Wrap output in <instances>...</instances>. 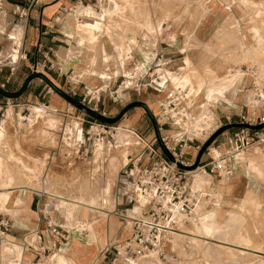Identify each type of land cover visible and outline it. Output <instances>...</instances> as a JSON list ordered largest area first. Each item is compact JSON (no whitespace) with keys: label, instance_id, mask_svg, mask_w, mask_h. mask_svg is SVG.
Masks as SVG:
<instances>
[{"label":"crops","instance_id":"crops-1","mask_svg":"<svg viewBox=\"0 0 264 264\" xmlns=\"http://www.w3.org/2000/svg\"><path fill=\"white\" fill-rule=\"evenodd\" d=\"M95 1L0 0V87L4 89L5 84L10 80L11 85H14L13 82L20 79L21 75V82L18 84L20 88L27 77L21 74L22 70H29L32 66L39 64L44 67L51 62L50 68L56 66L60 76L70 73L66 82L73 89L83 90L89 87L112 89L119 85L123 77L132 76L140 79V87L120 95L118 103L128 105L133 102H142L148 107L150 113L152 112L154 119L158 118L161 104L167 99V94L175 87H180L189 96H192L195 103L207 101L214 119L222 123L225 122L226 117H231L235 121L237 114L241 111L250 112L256 95L264 96V0H205L201 7L193 6L168 42L160 41L157 47L151 48L149 57L143 56L141 51H134L127 68H124L121 59L117 57L118 52L116 53L109 38H102L101 46L93 47L90 41H93L92 37L78 29V20L88 14L86 6H94ZM56 18L58 20L53 22ZM16 37L18 40L17 54H14L13 40ZM159 56L168 57L171 61L162 65ZM137 64L138 71L135 69ZM185 68H193L201 79L199 85L194 82L181 85L172 81L170 74L180 75ZM39 82L40 78L32 79L25 91L16 98L0 94V111L10 112L16 120H19L26 104L32 98L38 99L40 104L46 106V103L50 102L43 100L42 92L45 84L40 88ZM253 82L256 83V87L253 86ZM36 86L38 87L36 88ZM4 90L17 91L13 86L9 90ZM103 94H107V92ZM131 95L136 96L133 101L130 99ZM106 100L112 103L108 94L104 96L103 103ZM58 102L56 98H52V105ZM155 107H157V112L153 113ZM142 110V113H137L138 115L133 118L132 127L135 129L132 131L128 129V131L135 132L144 140L151 141L155 138L156 131L150 117L143 108ZM5 112L0 113L2 115L0 116V125L5 121L2 119ZM143 113L147 114L150 120H143V117L140 124L138 120H141L140 114ZM257 113H260V109H257ZM232 128L234 125L226 128L227 132L224 135L219 134L215 138V142L217 143L219 139L218 144H220ZM174 131V127L163 125L159 132L161 135H165ZM76 141L79 142L80 139ZM81 144L80 141L76 151L83 146ZM58 146L61 145L58 144ZM155 146L159 147V144L156 142ZM142 150L143 147L135 155ZM53 151L54 154L60 153L59 148H55ZM143 152L142 164L150 163L148 156L145 155L146 152L144 150ZM198 152L191 145L187 149V160L196 161ZM66 156L68 157L66 161L71 159L68 154ZM234 160L228 165L229 174L232 175L225 179L224 186L227 193L232 194L234 191H238V196H244L250 190L241 181L242 165H235ZM206 161L207 155L203 152L198 162ZM0 162V192H2L1 185L3 183L8 187L7 197L4 196V201L9 199L8 195L11 193L10 199L12 198L15 203L18 194L13 196L12 194L16 189L27 192V194L20 195L24 204L17 206L13 203L9 212L0 214V219L9 222V228L4 234V241H11L22 247L21 260L24 264H35L38 257L56 246V241H53V238L57 237L52 234L49 224L52 220L49 213L51 206L45 203V192L41 193L30 186L23 185V187L16 184L13 170L1 154ZM19 164L28 171V173L23 171L25 176H29L28 179H31L36 170L26 167L21 162ZM94 171L93 169L92 176ZM210 176L219 177L216 174H210ZM90 178L92 177L90 176ZM88 180L79 183L78 195L70 197L71 199L56 194L54 197L60 198L63 202L67 200L68 205L61 201L67 210L76 211L80 208L74 203L76 200L91 204L93 206L91 209L96 210L98 207L87 203L90 200L94 201V198L91 196L85 198V194L88 192L86 185ZM13 186L18 187L13 189ZM84 191H86L85 194ZM101 191L103 193V189ZM49 195L53 196L51 193ZM72 198H75L74 201ZM116 199L118 210L122 216L126 204L120 198L117 187ZM213 216L214 213L211 212L202 213L198 223L192 222V226H194L191 228L192 230H183L186 233L196 232L194 239L189 240L205 242L211 239L213 223L209 219ZM108 224L104 221V223L93 226L97 243L88 239V232L84 234L85 237L82 236L83 238L79 236V239L61 243L58 249L65 247L62 253L73 264H105L110 258L112 250L105 251L99 259H94L103 243L108 242L109 236L124 237L128 232L125 227H117L113 222ZM205 226L209 227L208 234L203 231ZM32 233H35L38 238V241H34V243L27 241V235ZM181 237L184 236L181 235Z\"/></svg>","mask_w":264,"mask_h":264},{"label":"rangeland","instance_id":"rangeland-1","mask_svg":"<svg viewBox=\"0 0 264 264\" xmlns=\"http://www.w3.org/2000/svg\"><path fill=\"white\" fill-rule=\"evenodd\" d=\"M204 1L96 0L94 6H86L88 14L78 20V29L92 37L93 41H90L93 47L101 46L102 38H109L116 53L118 52L117 57L121 59L124 68H127L134 51H141L143 56L149 57L151 48L157 47L160 41L168 42L193 6L201 7ZM13 43L15 44L13 53L17 54V37ZM51 65V62L44 67L39 64L36 70L47 77L57 89L82 103L84 89H73L66 82L70 73L60 76L56 66L50 68ZM33 71H35L34 66L29 70H22L21 74L28 76ZM170 77L173 82L181 85L191 82L199 85L201 81L193 68H185L180 75L170 74ZM21 78L20 75V79L13 82L14 85H11L10 80L5 84L4 89L9 90L13 86L14 90H17ZM39 83L40 88L45 84L42 92L43 100L51 103L52 98H56L59 102L55 105L46 103L44 106L38 99L32 98L26 104L19 120H16L10 112L0 111V113L5 112L2 117L5 121L0 125V154L6 158L12 168L17 185L30 186L41 193L45 192V203L51 206L49 209L52 217L49 222L51 228L54 227L61 234L67 235L65 241L53 238L56 246L42 254L39 264H73L62 253L65 247L58 249L61 243L79 239V236L85 237L84 234L88 232V239L97 243L93 226L104 221L106 224L113 222L117 227H125L128 232L124 237L109 236L108 242L103 243L94 256V259H99L105 251L113 250V246L129 237V218L138 215V210L134 208L133 213L127 211L121 216L116 204V186L120 170L129 155L134 156L143 146V142L138 141L131 132L135 129L132 127L133 118L143 110L132 107L116 122L104 123L81 112L43 79L40 78ZM104 96L107 94L102 93L97 100L95 95V99L89 104L85 102V106L106 117H116L126 104L112 101L110 103L107 100L103 103ZM134 98L136 96L131 95V101ZM156 108H153V113L157 112ZM140 115L141 120H138V123L141 124L143 117V120H150L147 114ZM81 119H83L82 125L79 124ZM59 130L61 132H58ZM119 134L123 135L121 137L125 139L122 141L125 145L117 140ZM78 139L83 146L76 151L80 143L76 141ZM219 141L218 139L215 143L218 144ZM55 148H59L60 153L54 154ZM85 150L87 153L84 155ZM66 154L71 157L68 161ZM234 161L235 165H242L241 181L250 191L244 196H238V191L227 193L224 186L225 179L232 174L222 173L218 178L208 173L197 174L202 181L200 188L206 196L201 198L191 219L179 229L191 230L194 227L192 222L198 223L202 213L211 212L214 213L209 219L213 223L211 239L205 242L186 240L172 234L160 245L162 255L152 250L146 257L138 259L135 264H264V149L254 146L236 155ZM19 162L36 170L30 180L24 174L28 171L20 166ZM93 169L95 171L92 176ZM196 178L194 177V185ZM86 179L89 180L86 183L88 192L85 196L94 198V201L90 200L87 203L98 207L96 210L86 207H80L77 211L74 210L75 212L73 209L67 210L59 198L49 195L52 193L69 198L78 195V185ZM23 193L27 194L24 190L16 189L13 192L12 196L18 194L15 203L12 198L10 199L11 193L7 201L0 198V214L9 212L13 203L17 206L24 204V200L20 197ZM99 195L102 197L99 198ZM219 239L234 244H240L248 239L247 241L252 244L251 247H259L263 253L242 254L219 245L216 241ZM27 241L34 243L38 238L32 233L27 235ZM14 249L16 254L12 252ZM11 252L13 255L10 254ZM22 255V247L17 243L3 241L0 244V264H20Z\"/></svg>","mask_w":264,"mask_h":264},{"label":"built area","instance_id":"built-area-1","mask_svg":"<svg viewBox=\"0 0 264 264\" xmlns=\"http://www.w3.org/2000/svg\"><path fill=\"white\" fill-rule=\"evenodd\" d=\"M57 20L58 18L53 22ZM159 58L162 65L171 61L168 57ZM34 67L37 71V65ZM135 69L138 71V64ZM140 85V79L131 76L123 77L119 85L112 89L85 88L80 103L89 104L95 99V95L98 100L105 92L112 102H118L120 95ZM253 86H257L255 82ZM255 99L250 112L241 111L235 121L226 117L222 123L214 119L207 101L195 103L192 96L180 87H175L167 94V99L161 104L160 114L155 118L160 142L172 159L165 155L160 146H155L157 136L147 141L132 132L138 141L143 142L142 147L150 163L142 164V150L137 155H129L120 170L116 187L120 198L126 204L124 212L126 214L135 207L139 208V212L130 219L129 237L113 246L112 254L105 264H135L152 250L162 255V241L191 219L201 198L206 196L200 187L194 185L195 175L229 174L228 165L236 155L254 146L264 149V96L257 94ZM257 109H260V113H257ZM160 119L162 120L159 121ZM82 120H79L80 125ZM163 125L172 126L175 131L161 135L159 131ZM226 125H234V128L220 144L214 143V139L204 151L207 161L198 162L193 168L195 161L187 160V149L193 145V148L199 151L214 132ZM225 132L227 130L220 134L224 135ZM86 153L87 150L84 155ZM8 228L9 222L0 219V242L4 241ZM51 232L60 241L67 239V235L61 234L54 227ZM39 261L40 257L35 264H39ZM20 263L24 264L23 260H20Z\"/></svg>","mask_w":264,"mask_h":264},{"label":"water","instance_id":"water-1","mask_svg":"<svg viewBox=\"0 0 264 264\" xmlns=\"http://www.w3.org/2000/svg\"><path fill=\"white\" fill-rule=\"evenodd\" d=\"M34 78H41L43 79L50 87H52L53 89H55V91L57 93H59L61 96H63L66 100H68L70 103H72L74 106H76L81 112L83 113H86L92 117H94L95 119L101 121V122H104V123H114L116 122L117 120L120 119V117L127 111L129 110L130 108L132 107H136V106H139V107H142L145 112L148 114V116L150 117L152 123H153V126L155 128V131H156V136H157V141H158V144L160 146V148L163 150V152L165 153V155L169 158V159H172L171 156L165 151L163 145L161 144L160 142V138H159V135H158V131H157V125H156V122H155V119L154 117L152 116V114L150 113L148 107L142 103V102H133V103H130L128 105H126L121 111L120 113L116 116V117H106L102 114H99V113H96L94 112L93 110H91L90 108L86 107L85 105L81 104L79 101L71 98L70 96H68L67 94H65L64 92H62L61 90L57 89L42 73H39L37 71H33L31 72L27 77L26 79L24 80L22 86L15 92H10V91H7V90H4L0 87V94L3 95V96H6V97H10V98H16V97H19L24 91L25 89L27 88L28 86V83L34 79ZM232 125H227V126H224L220 129H218L216 132H214L210 138L205 141L199 152H198V155H197V159L193 165V168L197 165L198 163V159L199 157L201 156V154L205 151V149L207 148V146L223 131L225 130L226 128L230 127Z\"/></svg>","mask_w":264,"mask_h":264},{"label":"bare ground","instance_id":"bare-ground-1","mask_svg":"<svg viewBox=\"0 0 264 264\" xmlns=\"http://www.w3.org/2000/svg\"><path fill=\"white\" fill-rule=\"evenodd\" d=\"M202 3V2H201ZM120 135V137H117V140L119 141V142H121L122 144H124L122 141L123 140H125V139H123L121 136H123L122 134H119ZM118 142V143H119ZM120 144V143H119ZM125 145V144H124ZM0 165H1V163H0ZM31 169H32V167H30ZM23 172V171H22ZM30 174H32L31 172H29ZM29 174V175H30ZM8 175V174H7ZM28 175V174H27ZM27 177V176H26ZM29 177V176H28ZM27 177V178H28ZM31 177V176H30ZM195 177H197L196 179H195V185L197 186V187H201L202 186V181H201V179H200V177H199V175L197 176V174L195 175ZM28 180H30V179H28ZM2 186V192H0V198H4V196H6L7 195V192L5 193V191L7 190V186H6V184H4L3 183V185H1ZM20 186V185H19ZM23 186V185H22ZM16 187H18V186H13L12 188L13 189H16ZM24 187V186H23ZM87 187V186H86ZM21 188V187H20ZM81 189L83 188V185H82V187H80ZM3 189H4V191H3ZM34 189V188H33ZM85 189V188H84ZM11 190V189H10ZM21 190V189H20ZM36 190V189H35ZM87 191V190H86ZM86 191H84V194L86 193ZM81 193H82V191H81ZM105 193V192H104ZM52 194V193H51ZM83 194V193H82ZM81 194V195H82ZM87 194V193H86ZM96 194V193H95ZM103 194V193H102ZM90 195V194H89ZM53 196H56V195H54L53 194ZM58 196V195H57ZM88 196V195H87ZM100 196V195H99ZM7 197V196H6ZM81 197V196H80ZM83 197H84V195H83ZM101 197V196H100ZM99 197V198H100ZM58 198V197H57ZM64 198V197H63ZM66 198V197H65ZM67 198H69V197H67ZM77 198V197H76ZM79 198V197H78ZM85 198H87L86 196H85ZM104 198V197H103ZM60 199V198H59ZM71 199V198H70ZM73 199H75V198H72V200ZM90 199V198H89ZM69 200V199H68ZM83 200H85V199H83ZM94 200V199H93ZM62 201V200H61ZM65 201V200H64ZM74 201V200H73ZM103 201V200H102ZM63 202V201H62ZM67 202V200L65 201V202H63V203H66ZM78 202V203H77ZM69 203V202H68ZM74 203H76V205L77 206H79V207H86V208H93V206L91 205V204H85V203H82V200H76V201H74ZM89 203V202H88ZM104 203V202H103ZM1 204V203H0ZM66 205H68L67 203H66ZM77 208V207H76ZM95 208V207H94ZM137 210H138V212H139V208L138 207H135ZM74 211V210H73ZM77 211V210H76ZM108 211V210H107ZM133 212V211H132ZM137 212V213H138ZM131 219V218H130ZM130 219H129V222H130ZM206 222H208V221H206ZM192 230V229H191ZM203 231L205 232V233H209V227L208 226H205V228H203ZM175 235H179V237H181V235H183L184 237H185V239L186 240H189V239H194V237H195V233L193 232V231H190L189 233H186V231H183V230H177V232H175L174 233ZM183 237V238H184ZM198 239V238H197ZM248 239H246V240H244L243 242H241L240 244H234V243H230V242H226V241H223V240H220V241H217L218 243H219V245H221V246H225L226 248H228V249H231V250H235V251H238L239 253H242V254H249L250 255V253L251 254H254L253 252H257V253H263L262 251H260L259 250V247H257V246H252L251 247V245L252 244H250L249 243V241H247ZM14 247V246H13ZM254 247V248H253ZM12 252L14 253L15 252V249H14V251L12 250ZM10 253V254H12L13 255V253ZM14 254H16V253H14ZM11 255V256H12ZM255 255V254H254ZM253 256V255H252ZM263 256V255H262Z\"/></svg>","mask_w":264,"mask_h":264}]
</instances>
